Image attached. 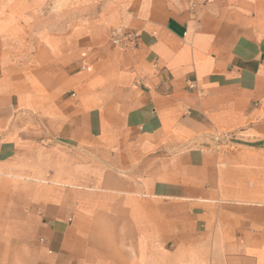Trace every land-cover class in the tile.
Returning a JSON list of instances; mask_svg holds the SVG:
<instances>
[{
	"label": "crops",
	"instance_id": "0c3cea01",
	"mask_svg": "<svg viewBox=\"0 0 264 264\" xmlns=\"http://www.w3.org/2000/svg\"><path fill=\"white\" fill-rule=\"evenodd\" d=\"M187 2L0 0V264H264V0Z\"/></svg>",
	"mask_w": 264,
	"mask_h": 264
},
{
	"label": "built area",
	"instance_id": "2783aa9c",
	"mask_svg": "<svg viewBox=\"0 0 264 264\" xmlns=\"http://www.w3.org/2000/svg\"><path fill=\"white\" fill-rule=\"evenodd\" d=\"M207 0H188L190 9H196L206 3ZM108 42L112 47L124 52L133 51L137 48L139 39L138 34L127 30L123 26L110 28L108 31Z\"/></svg>",
	"mask_w": 264,
	"mask_h": 264
},
{
	"label": "rangeland",
	"instance_id": "374dc122",
	"mask_svg": "<svg viewBox=\"0 0 264 264\" xmlns=\"http://www.w3.org/2000/svg\"><path fill=\"white\" fill-rule=\"evenodd\" d=\"M39 12H37V11H33V15H35V14H38ZM18 43H17V46H16V48H17V50H18ZM20 48V47H19ZM0 58L1 59H4V58H7V55H1L0 56ZM16 63H17V67H19V71H17V72H20L21 74L23 73V64H24V55L23 54H20V55H16Z\"/></svg>",
	"mask_w": 264,
	"mask_h": 264
}]
</instances>
